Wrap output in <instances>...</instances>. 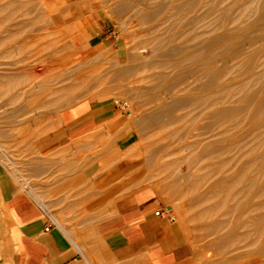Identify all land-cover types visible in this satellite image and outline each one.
<instances>
[{"label":"rangeland","instance_id":"obj_1","mask_svg":"<svg viewBox=\"0 0 264 264\" xmlns=\"http://www.w3.org/2000/svg\"><path fill=\"white\" fill-rule=\"evenodd\" d=\"M55 1L0 0V173L77 240V222L61 207L82 197L88 180L61 172L82 169L89 154L74 142L55 153L50 147L68 142L58 117L62 107L107 99L120 115L112 126L120 127L105 132L93 149L112 151L121 137L124 147L106 153L110 164L103 168L120 161L128 167L122 181L106 188L119 182L127 192L153 186L181 228L177 210H183L191 254L182 264H264V231L252 217L255 199L264 201V164L252 165V156L235 145H257L264 153V77H258L264 69V0H208L188 12L183 3L176 15L165 11L171 0ZM94 20L108 29L107 45L83 50L79 45ZM247 80L250 97L241 91ZM204 97L237 100L217 114L221 101L206 104ZM233 114L244 120L233 123ZM80 207L66 212L87 216Z\"/></svg>","mask_w":264,"mask_h":264},{"label":"crops","instance_id":"obj_2","mask_svg":"<svg viewBox=\"0 0 264 264\" xmlns=\"http://www.w3.org/2000/svg\"><path fill=\"white\" fill-rule=\"evenodd\" d=\"M71 17L80 18L81 14L73 13ZM107 30L95 20L90 22L87 42L79 46L83 50L99 44L106 46ZM115 114L107 99L90 98L66 105L58 112L68 142L51 143L50 149L54 148V153L66 150L74 142L81 145V152L89 154L82 161V169L61 172L78 173L79 178L88 180V185L82 186L86 188L83 196L73 205L66 206L69 204L66 203L61 207L65 217L77 222V228H72L77 240L56 225L47 230L46 215L39 203L6 173H0V201L4 213L0 214V264H89L87 256L98 258L103 264H182L190 256L183 229L168 218L172 216V208L162 201L153 186L143 185L127 192L119 182L106 188L116 179L122 181L125 174L122 171L128 167L126 161H120L114 167L103 168L110 164L108 154L124 147L121 137L112 151L104 153L93 149L101 144L105 132L118 131L121 122L114 126L110 122ZM76 206L87 209V216L76 217L66 212ZM166 208L169 211H165Z\"/></svg>","mask_w":264,"mask_h":264},{"label":"bare ground","instance_id":"obj_3","mask_svg":"<svg viewBox=\"0 0 264 264\" xmlns=\"http://www.w3.org/2000/svg\"><path fill=\"white\" fill-rule=\"evenodd\" d=\"M144 1V0H143ZM142 1V2H143ZM207 1L208 0H171L170 1V3L168 4V7L166 8V12H169L170 14H172V15H176L177 13H178V11L182 8V5H183V3H185L184 5H186V8L184 9V10H187V12L189 11V9H192V10H194V9H202V7H204V5H206V3H207ZM24 2V1H23ZM26 2H27V0H26ZM29 2V1H28ZM27 2V3H28ZM27 3H25L26 5H27ZM24 4V5H25ZM46 4V3H45ZM142 7V6H141ZM228 8L226 7L224 10H227ZM253 10V9H252ZM165 12V13H166ZM181 12V11H180ZM185 12V11H184ZM199 12V11H198ZM141 12L139 11V14H140ZM142 13H143V10H142ZM141 13V14H142ZM145 13V12H144ZM146 13H148L147 11H146ZM150 13V12H149ZM183 12H181V14H182ZM168 14V13H167ZM147 15V14H146ZM149 15V14H148ZM187 15V14H186ZM150 16V15H149ZM169 16V15H168ZM180 17V16H179ZM235 18L237 17V16H234ZM238 18V17H237ZM236 18V19H237ZM237 20H240L239 22L241 23V21L243 20H241V18L240 19H237ZM249 21V20H248ZM237 22V21H236ZM235 22V23H236ZM239 22H237V23H239ZM239 23V24H240ZM246 23H247V21H246ZM222 24L223 23H221V24H219V27H221L222 26ZM79 25H81V24H78V26ZM83 26V25H82ZM244 26H246V25H244ZM242 28V27H241ZM67 29V28H66ZM231 29H233L232 27H231ZM246 29V28H245ZM50 30V29H49ZM258 30V29H257ZM53 31V30H52ZM63 31V30H62ZM61 31V32H62ZM240 32V31H239ZM242 33V32H241ZM240 33V34H241ZM247 33V32H246ZM231 35V34H230ZM235 35V34H234ZM237 35V34H236ZM56 38V37H55ZM240 38H242V37H240ZM254 53V52H253ZM191 54V53H190ZM192 57H194V56H192ZM247 58V57H246ZM247 60V59H246ZM238 61V60H237ZM247 61H249V60H247ZM236 62V61H235ZM235 62H234V64H235ZM257 62V61H256ZM262 63L261 64H263L264 62L263 61H261ZM260 63V62H259ZM241 64V63H240ZM237 65V64H236ZM235 65V66H236ZM244 65H246L245 63H244ZM253 65V64H252ZM258 65V64H257ZM257 65H255V66H257ZM251 66V65H250ZM259 66H260V64H259ZM262 66H264V64L262 65ZM258 67V66H257ZM229 68V67H228ZM232 68H234L233 67V64H232ZM255 69V68H254ZM258 69V68H257ZM230 70V69H229ZM237 70V69H236ZM258 71V70H257ZM240 72V71H239ZM239 72H237V73H239ZM258 72H260V73H258L259 75H258V77L260 76V78H262V77H264V69H261V71H258ZM234 73V72H233ZM256 73V72H255ZM228 74H229V72H228ZM236 74V73H235ZM219 76H221V75H218V77ZM228 76V75H227ZM251 76V75H250ZM255 76H257V74L255 75ZM217 77V78H218ZM253 78V77H252ZM254 79H256V77H254ZM259 79V78H258ZM257 79V80H258ZM246 81V80H245ZM247 82L248 83H243L242 82V84H241V82H240V84H241V89H243V90H241V91H243V92H247L249 95H248V97H250V93L249 92H253V91H251V89H253V87L251 86V84L249 83V81L247 80ZM254 82V81H253ZM256 82V81H255ZM259 83V82H258ZM257 83V84H258ZM262 83H264V81L262 82ZM256 84V83H255ZM254 84V85H255ZM253 85V84H252ZM225 86V85H224ZM264 86V85H263ZM228 87V86H227ZM227 87H225V88H227ZM237 88V87H236ZM239 88H240V85H239ZM255 88V87H254ZM232 90H233V88H231ZM217 90V89H216ZM227 90H228V88H227ZM231 90V91H232ZM245 90V91H244ZM221 91V90H220ZM231 91H230V93H229V97L232 95L231 94ZM242 92V93H243ZM246 93V94H247ZM245 94V97L247 98V95ZM233 95H235V94H233ZM236 96V95H235ZM224 97V96H223ZM245 97H244V99H245ZM205 99H203V101L205 100V103L206 102H209V100H210V98H208V97H204ZM226 98V97H225ZM209 99V100H208ZM224 99V98H223ZM223 99H221L220 101H221V103H220V101L218 100H213L212 102L214 103V104H218V103H220V104H222L220 107H218L217 105H215V110H214V113H219V114H223V112L225 111V105H226V103H229L230 104V101H233V100H235V99H233V97H232V99L231 100H229V101H227L226 103L225 102H223L224 100ZM229 99V98H228ZM241 99V98H240ZM200 100V99H199ZM227 100V99H226ZM237 100V99H236ZM235 100V101H236ZM240 101H242V100H240ZM211 101L209 102V104L210 103H212ZM234 102V101H233ZM233 102H231V103H233ZM250 102V101H249ZM252 102V101H251ZM204 103V104H205ZM225 103V105H223ZM207 104V103H206ZM214 104H212V105H214ZM235 103H233V105H234ZM238 105V104H237ZM241 105V104H240ZM229 106H232V104L231 105H228V107ZM236 106V105H235ZM244 106H246V104L244 103ZM248 106V105H247ZM234 107V106H233ZM240 107V106H239ZM242 107H243V104H242ZM217 108V109H216ZM232 108V107H231ZM238 108V107H237ZM246 108H248V107H246ZM251 108H252V106H251ZM250 108V109H251ZM254 108V107H253ZM229 109V108H228ZM245 109V108H244ZM230 110V109H229ZM228 110V111H229ZM250 111V110H249ZM251 112V111H250ZM248 113V112H247ZM262 115H263V113H262ZM259 116V115H258ZM257 116V117H258ZM247 118H248V116H246ZM256 117V118H257ZM120 118V115L119 114H115L114 116H112V118L110 119V122L113 124V123H115L116 121H118V119ZM246 118V119H247ZM264 119V118H263ZM262 119V120H263ZM230 120L233 122V123H239L241 120H244V117L242 118L241 116H239V115H234L233 114V116L230 118ZM255 120V119H254ZM107 122H109V121H107ZM261 123V122H260ZM107 123H105V125H106ZM259 124V123H258ZM103 125V124H102ZM100 127H102V126H100ZM264 127V125L261 127V128H263ZM106 128V127H105ZM100 129V128H99ZM218 129V128H217ZM220 129V128H219ZM264 129V128H263ZM225 130V131H224ZM224 130H221V132L223 131L224 133H225V135H226V137H228L229 136V132L226 130V129H224ZM214 131H218V130H214ZM260 131H261V129H260ZM256 132V131H255ZM263 132V131H262ZM214 133V132H213ZM245 133V132H244ZM243 133V134H244ZM250 134V133H249ZM262 135H263V133H261ZM251 135V134H250ZM260 135H258V137H259ZM252 137V136H251ZM255 137V136H254ZM261 138H262V136H260ZM230 138H232V136L230 137ZM238 138V137H237ZM256 139H257V141L259 140L258 138H257V135H256V137H255ZM263 139L264 138H262L261 140L263 141ZM230 140V139H229ZM251 140V139H250ZM221 141H222V139H221ZM232 141V140H231ZM256 141V142H257ZM215 142V141H214ZM260 144H261V142L260 141H258ZM218 143V142H217ZM220 143V142H219ZM231 143V142H230ZM229 143V144H230ZM263 143V142H262ZM231 144H233V143H231ZM236 146H237V148H239V149H241V150H244L243 152H245V153H247V154H249L250 156H252L251 157V164L253 165V164H257V163H260V165L261 164H264V153H260V152H258V150H257V148H256V146H254L253 144H252V146H251V144L249 145L248 144V146L247 147H244V146H241V144L240 143H236L235 144ZM224 146V145H223ZM231 146V145H230ZM262 146V145H261ZM226 147V146H225ZM217 150V149H216ZM260 151V150H259ZM262 152H264V151H262ZM249 156V157H250ZM229 157V156H228ZM224 158H226L225 156H224ZM130 161H131V159H130ZM257 165H259V164H257ZM243 176L244 175H242L241 176V178H239V180L240 181H242L243 180ZM246 178V177H245ZM251 181V180H250ZM239 182V181H238ZM253 182V181H252ZM250 183V182H249ZM242 188V187H241ZM240 188V189H241ZM227 190H229V189H227ZM242 190V189H241ZM235 191V190H234ZM237 191V190H236ZM243 191H244V189H243ZM231 192V191H230ZM238 192H240V194H241V191H239L238 190ZM238 192H235V194L236 193H238ZM247 193V192H246ZM246 193H244V195L246 196L247 194ZM223 195H226V194H223ZM242 195V194H241ZM227 196H228V193H227ZM240 199V198H239ZM239 199L237 200L236 199V201H238L237 203H239ZM241 200H243L242 198H241ZM240 200V201H241ZM48 206V205H47ZM183 207V206H182ZM49 208V207H48ZM253 208H254V213H253V216L252 217H254L253 219H254V221H255V225H256V227L258 228V230L259 231H264V201H259L257 198L255 199V203H254V205H253ZM177 212L179 213V215H180V220L182 221V224L184 225H182V228H183V230H185V228H186V223H187V220H188V218H186V216H185V213H184V211L183 210H177ZM56 219H57V221H58V223L60 224V220L57 218V217H55ZM254 225V224H253ZM190 230V229H189Z\"/></svg>","mask_w":264,"mask_h":264},{"label":"built area","instance_id":"obj_4","mask_svg":"<svg viewBox=\"0 0 264 264\" xmlns=\"http://www.w3.org/2000/svg\"><path fill=\"white\" fill-rule=\"evenodd\" d=\"M39 205L42 207V209L44 210L45 215H46L47 224H46L45 228L48 230V229H50L53 225H56V226H57V224H58L57 219L54 218V216H53L48 210H46V208L43 207L40 203H39ZM163 211H164V210H163ZM165 211H169V209L166 208ZM156 213L159 214V213H160V210H157ZM168 218H169L170 220H174V217L171 216V215H168Z\"/></svg>","mask_w":264,"mask_h":264}]
</instances>
